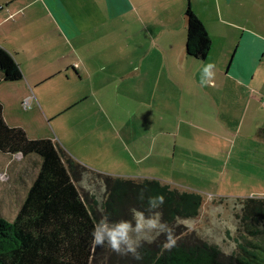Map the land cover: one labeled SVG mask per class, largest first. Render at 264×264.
Returning a JSON list of instances; mask_svg holds the SVG:
<instances>
[{"label":"crops","instance_id":"0c3cea01","mask_svg":"<svg viewBox=\"0 0 264 264\" xmlns=\"http://www.w3.org/2000/svg\"><path fill=\"white\" fill-rule=\"evenodd\" d=\"M188 2L210 39L204 59L186 53L185 0H0V47L22 73L0 82L4 121L31 139L54 140L52 125L93 171L264 198V0ZM39 165L0 151V182L32 181ZM168 165L174 175L133 174Z\"/></svg>","mask_w":264,"mask_h":264},{"label":"trees","instance_id":"16d2710c","mask_svg":"<svg viewBox=\"0 0 264 264\" xmlns=\"http://www.w3.org/2000/svg\"><path fill=\"white\" fill-rule=\"evenodd\" d=\"M185 1L186 53L204 59L210 39L188 0ZM21 78L13 57L0 47V82ZM260 134L264 136V128ZM0 151L40 158L38 172L14 219L0 217V264H94L99 247L107 245L93 244V227L103 216L116 223L133 221V210L146 217L161 212L168 225L178 218L196 216L201 206L202 196L197 192H180L156 179L133 180L90 170L51 138L31 139L22 128L7 125L1 103ZM91 186L101 188L100 199L89 189ZM157 195L164 196V204L150 211L149 199ZM251 219L264 221V198L243 199L240 224L255 234L254 225L245 222ZM180 234V229L172 234L177 239L170 249L164 246L167 239L154 246L142 242L141 247H155L144 250L145 264H264V255L260 253L244 250L245 255L225 256L205 241L196 238L187 242Z\"/></svg>","mask_w":264,"mask_h":264},{"label":"rangeland","instance_id":"374dc122","mask_svg":"<svg viewBox=\"0 0 264 264\" xmlns=\"http://www.w3.org/2000/svg\"><path fill=\"white\" fill-rule=\"evenodd\" d=\"M48 129L53 136V141H57V136L52 125L49 124ZM58 142V141H57ZM37 156V155H36ZM170 165L163 170H160L159 167L152 168V171H143V169H137L133 174L136 176H145L153 178H161V176H169ZM169 168V171H168ZM159 171V172H158ZM263 171H258L257 173L263 175ZM174 175L171 171L170 175ZM29 175H26L24 183L16 181L14 175L12 178L8 175L5 176V179H2L0 182V217L8 221H11L16 216L23 200L25 194V185L27 186L30 182ZM140 177V178H141ZM34 178V177H33ZM144 178V177H143ZM23 179V178H22ZM32 180V179H31ZM162 181V179H157ZM261 183V180H259ZM264 183V181H262ZM25 184V185H24ZM84 185V183H82ZM80 187V184L78 185ZM95 186V185H93ZM246 186V184H244ZM202 187V189H200ZM197 187L200 190L192 188L190 185L186 188H182L179 191H192L197 192L202 195V202L199 208L198 214L191 218L181 219L178 218L172 224L168 226L172 229V233H176L180 229V236L185 238L187 242L193 241L196 238L205 241L207 244L217 247L225 256L234 254V255H245L244 250L252 254H262L264 255V221L263 220H248L245 221L248 224L254 225V229L257 230V233L251 234L246 231V226L241 225L240 216L242 212L243 199L228 197L227 199H216V197L206 199L205 195L203 196L202 192H208L213 187L211 184L201 185ZM92 189L94 193L98 195L100 199L101 188L96 187L95 189L92 186L89 188ZM192 189V190H190ZM247 195V194H246ZM244 224V223H243ZM179 237V236H178ZM172 238L175 240L177 237ZM166 234H160L153 243H146L148 245L154 246L157 244H163L166 241ZM166 244H164L165 246ZM240 245L242 247H240ZM257 245L258 247H253ZM164 248V247H160ZM154 250L155 247H140L138 249L140 259H135L131 253L127 255H120L111 250L110 247H99V254L94 264H145L144 250Z\"/></svg>","mask_w":264,"mask_h":264},{"label":"clouds","instance_id":"9594fccd","mask_svg":"<svg viewBox=\"0 0 264 264\" xmlns=\"http://www.w3.org/2000/svg\"><path fill=\"white\" fill-rule=\"evenodd\" d=\"M215 65L208 63L202 69L200 86L205 87L213 84ZM25 110H28L26 107ZM142 198V197H141ZM164 196L157 195L149 199V210L157 209L163 206ZM102 210V209H101ZM161 212H153L146 217L143 212L133 210V221H119L110 223L107 216L97 222L93 227L92 236L95 246H104L105 243L111 250L120 255L131 253L135 259H140L138 249L142 242L153 243L160 234H166V248L175 246V240L172 238V229L162 219Z\"/></svg>","mask_w":264,"mask_h":264},{"label":"built area","instance_id":"2783aa9c","mask_svg":"<svg viewBox=\"0 0 264 264\" xmlns=\"http://www.w3.org/2000/svg\"><path fill=\"white\" fill-rule=\"evenodd\" d=\"M75 67H77V65H75ZM22 105H23V108L28 107V105H29V100H28V98L24 99V102H23ZM262 105H263V107H264V101L262 102Z\"/></svg>","mask_w":264,"mask_h":264}]
</instances>
